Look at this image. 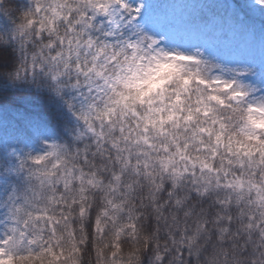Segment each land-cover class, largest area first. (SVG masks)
I'll return each mask as SVG.
<instances>
[{
	"label": "snow or ice",
	"instance_id": "obj_1",
	"mask_svg": "<svg viewBox=\"0 0 264 264\" xmlns=\"http://www.w3.org/2000/svg\"><path fill=\"white\" fill-rule=\"evenodd\" d=\"M120 4L129 14L108 13L111 28L105 29L107 42L91 60L88 55L96 46L91 38L84 45L89 52L81 50L79 37L70 42L59 39L62 48L66 43L69 47L49 57L51 64L43 70L48 72L46 87H8L0 76V162L4 163L0 169V264H45V258L49 264H61L65 249L57 231L62 221L68 227V214L56 215L52 209L66 202L63 197L49 200L47 185L56 178L70 192L73 180L79 182L80 195L72 198L71 206H78L82 219L87 217L88 188L99 190L103 186L95 175L81 171L74 176L66 167V153L75 146L76 157L87 163L86 135L96 137V147L102 151L100 141L105 126L118 129L125 140L133 129L144 133L153 130L167 137L175 147L174 154L190 163L193 145L215 156L213 144L222 146L227 141L229 153L235 146V163L247 172L264 165V119L253 115L264 117V95L249 99L256 91L250 80L255 63L243 58L224 60L206 48L173 39L149 24V11L142 12L148 6L138 5L135 0L131 4L120 0ZM51 13V18H46L50 33L62 15L55 6ZM255 13H259L264 25V0H243L239 11L233 10L245 34L254 33ZM83 27L87 30L88 25ZM44 30L42 22L40 32ZM117 32L122 39L113 46L111 41ZM48 47L52 49L54 45L49 43ZM108 48L112 49L110 55L106 54ZM15 60L11 50L0 47V73L7 71L11 79L19 81L21 70L15 67ZM73 71L68 88L65 78ZM37 72L36 63L29 64L25 57L24 76H35ZM260 72L264 73V65ZM141 84H147V90L142 91ZM132 88L135 91H129ZM138 139L146 143L149 137ZM164 150L168 151L167 144ZM200 162L204 168L212 169L202 158ZM58 169H64L65 175L57 177ZM230 176L229 169L219 170L217 186L229 190L251 186L243 175ZM17 179H24L29 187L33 179L38 180L39 191L18 194L12 183ZM120 180L119 175H113V186L118 187ZM225 203L231 207L230 201ZM121 207L107 200V209L117 212ZM107 215L106 210L95 218L94 225L100 233L102 218ZM227 223L231 225V218ZM129 227L135 228V224ZM66 235L75 255L79 251L76 233L69 230Z\"/></svg>",
	"mask_w": 264,
	"mask_h": 264
},
{
	"label": "clouds",
	"instance_id": "obj_2",
	"mask_svg": "<svg viewBox=\"0 0 264 264\" xmlns=\"http://www.w3.org/2000/svg\"><path fill=\"white\" fill-rule=\"evenodd\" d=\"M127 2L131 4L133 0ZM135 2L148 6L142 12L149 11L148 0ZM54 6L62 15L54 23L55 31L50 33L46 18H51ZM111 12L129 14L122 9L120 0H0V47L15 54V67L21 70V79L14 81L7 71L0 76L8 87L34 90L46 87L48 72L43 70L51 64L49 57L69 47L66 43L62 48L59 39L70 42L79 37L77 43L81 50L89 52L84 45L91 38L96 45L88 55L91 60L97 49L107 42L105 29L111 28L108 23ZM42 22L45 30L40 32ZM84 24L88 25L87 30ZM120 39L117 32L111 41L113 46ZM49 43L54 45L52 49ZM111 51L108 48L106 54L110 55ZM25 57L29 64L36 63L35 76L32 73L24 76ZM253 69L250 80L254 81L256 91L249 99L264 95V73L256 64ZM74 75L73 71L66 76V87H71L68 81ZM140 88L147 90L148 85L141 84ZM253 115L258 120L264 119L259 113ZM143 135L149 137L146 143L138 139ZM100 142L102 151L96 147V137L86 135L87 163L82 157H76L78 149L75 146H70L66 153V167L74 176L81 171L95 175L103 186L99 190L88 188L86 218L80 217L78 206H71L72 198L80 195L79 182L73 180L70 192L65 191L56 178L47 185L49 200L63 197L66 202L52 209L56 215L68 214V227L62 221L57 231V235L63 237L65 249L61 264H264V165L254 166L247 172L235 163V146L229 153L227 141L222 146L213 144L217 149L215 156L210 150L193 145V162L190 163L174 154L175 147L167 137L153 130L144 133L133 129L125 140L118 129L105 126ZM166 144L168 151L164 150ZM201 158L203 163L212 165L211 170L202 166ZM125 163L128 167H123ZM3 167L4 163L0 162V169ZM223 168L229 169L230 179L243 175L251 181V186L246 184L232 190L218 187V173ZM64 175V169L57 170V177ZM113 175L121 177L118 187L113 186ZM12 183L18 194L40 188L36 179L30 182V187L24 179ZM109 199L122 207L117 212L107 209ZM225 201H230L231 207ZM217 204L223 207L218 208ZM106 210L108 215L102 218L100 233L94 221ZM229 218L231 225L227 223ZM132 223L135 228L129 227ZM69 230L76 233L79 251L75 255H72L66 235ZM16 264L27 262L16 261ZM45 264H49L48 258Z\"/></svg>",
	"mask_w": 264,
	"mask_h": 264
},
{
	"label": "trees",
	"instance_id": "obj_3",
	"mask_svg": "<svg viewBox=\"0 0 264 264\" xmlns=\"http://www.w3.org/2000/svg\"><path fill=\"white\" fill-rule=\"evenodd\" d=\"M148 21L159 31L186 44L210 50L213 55H240L264 65V25L259 13L254 33L245 34L238 26L233 10L243 0H148Z\"/></svg>",
	"mask_w": 264,
	"mask_h": 264
},
{
	"label": "rangeland",
	"instance_id": "obj_4",
	"mask_svg": "<svg viewBox=\"0 0 264 264\" xmlns=\"http://www.w3.org/2000/svg\"><path fill=\"white\" fill-rule=\"evenodd\" d=\"M149 22V21H148ZM149 24L152 26V27H154L155 29H156V27L154 26V24H152V23H150L149 22ZM157 30V29H156ZM158 31V30H157ZM159 32H161V33H167V32H165V31H159ZM168 34V33H167ZM169 35V34H168ZM208 51H210V50H208ZM215 56H218V57H220V58H222V59H224V60H236V59H240V58H243V59H247V58H245V57H243V56H240V55H233V56H227V55H225L223 52H220V53H217V54H215ZM248 60V59H247Z\"/></svg>",
	"mask_w": 264,
	"mask_h": 264
}]
</instances>
